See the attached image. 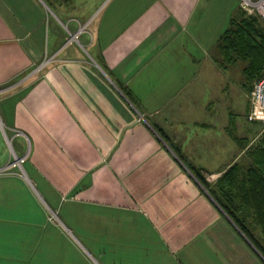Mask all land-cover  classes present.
Here are the masks:
<instances>
[{
  "label": "crops",
  "instance_id": "obj_1",
  "mask_svg": "<svg viewBox=\"0 0 264 264\" xmlns=\"http://www.w3.org/2000/svg\"><path fill=\"white\" fill-rule=\"evenodd\" d=\"M108 1L0 0V264H264L191 172L264 169L214 94L235 12Z\"/></svg>",
  "mask_w": 264,
  "mask_h": 264
},
{
  "label": "trees",
  "instance_id": "obj_2",
  "mask_svg": "<svg viewBox=\"0 0 264 264\" xmlns=\"http://www.w3.org/2000/svg\"><path fill=\"white\" fill-rule=\"evenodd\" d=\"M45 1L52 4V0ZM238 9L244 13L239 7ZM237 15L235 12L232 16L229 28L221 37V44L228 59L233 58L234 55L239 57L241 55L243 59H252L250 64L254 65L259 57L264 59V22L261 18L244 19ZM263 59L259 71L253 78L251 89L264 76ZM255 151L256 149L252 150L253 153ZM191 170L220 205L224 214L230 217L264 257V169L257 165L246 166L239 161L225 171L213 186L199 170L195 168ZM259 229L262 234L255 233Z\"/></svg>",
  "mask_w": 264,
  "mask_h": 264
},
{
  "label": "rangeland",
  "instance_id": "obj_3",
  "mask_svg": "<svg viewBox=\"0 0 264 264\" xmlns=\"http://www.w3.org/2000/svg\"><path fill=\"white\" fill-rule=\"evenodd\" d=\"M120 2H125V0H109L108 8H106L105 12H103L102 15L99 16V19L102 17H106V15H104L106 11L115 14L114 9ZM239 3V0H221V6L227 8V10H229L232 14L233 12H236V14H238L237 17H243L244 19L250 17L261 18L258 14H249L243 11L239 6ZM238 7L244 13L240 12ZM261 20L264 22L262 18ZM253 48L256 49V47ZM262 59V57H259V60L256 59L254 65H251L250 61L252 59H243L241 55L240 57L234 55L233 58L226 61V64L228 66L225 70L226 73L223 74L221 72L220 74V89L217 91V89L215 88L214 91V94L218 93L221 106L226 108V110L229 107L231 111L236 113V126L237 129H239V133L242 135L246 134L247 137L249 136L251 138L254 136L255 133L253 132H255V128L257 126L248 121V119H253V117L251 116L253 108L249 103V93L252 87L253 78L255 77L256 72L259 71V66L262 62ZM225 87L227 89H225ZM248 128H251V131L250 129L248 130ZM207 181L210 183L208 179Z\"/></svg>",
  "mask_w": 264,
  "mask_h": 264
},
{
  "label": "built area",
  "instance_id": "obj_4",
  "mask_svg": "<svg viewBox=\"0 0 264 264\" xmlns=\"http://www.w3.org/2000/svg\"><path fill=\"white\" fill-rule=\"evenodd\" d=\"M241 9L249 14H258L264 20V0H239ZM3 90L0 89V95ZM251 105L253 108L252 117L261 119L264 122V76L259 79L251 91ZM26 156H16L14 163L21 166ZM54 217V216H53ZM53 217H50L51 219Z\"/></svg>",
  "mask_w": 264,
  "mask_h": 264
},
{
  "label": "water",
  "instance_id": "obj_5",
  "mask_svg": "<svg viewBox=\"0 0 264 264\" xmlns=\"http://www.w3.org/2000/svg\"><path fill=\"white\" fill-rule=\"evenodd\" d=\"M227 215V214H226ZM227 217L230 219V217L227 215ZM231 220V219H230ZM232 221V220H231ZM233 222V221H232ZM241 231V230H240ZM252 243V242H251ZM264 258V257H263Z\"/></svg>",
  "mask_w": 264,
  "mask_h": 264
},
{
  "label": "bare ground",
  "instance_id": "obj_6",
  "mask_svg": "<svg viewBox=\"0 0 264 264\" xmlns=\"http://www.w3.org/2000/svg\"><path fill=\"white\" fill-rule=\"evenodd\" d=\"M78 38V37H77Z\"/></svg>",
  "mask_w": 264,
  "mask_h": 264
}]
</instances>
